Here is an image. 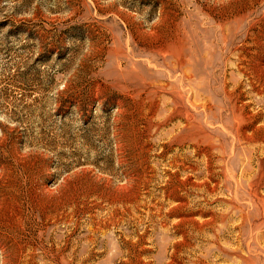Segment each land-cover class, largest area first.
I'll return each instance as SVG.
<instances>
[{
  "label": "rangeland",
  "instance_id": "374dc122",
  "mask_svg": "<svg viewBox=\"0 0 264 264\" xmlns=\"http://www.w3.org/2000/svg\"><path fill=\"white\" fill-rule=\"evenodd\" d=\"M0 264H264V0H0Z\"/></svg>",
  "mask_w": 264,
  "mask_h": 264
},
{
  "label": "bare ground",
  "instance_id": "6f19581e",
  "mask_svg": "<svg viewBox=\"0 0 264 264\" xmlns=\"http://www.w3.org/2000/svg\"><path fill=\"white\" fill-rule=\"evenodd\" d=\"M202 108V107H201Z\"/></svg>",
  "mask_w": 264,
  "mask_h": 264
}]
</instances>
